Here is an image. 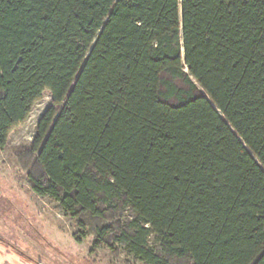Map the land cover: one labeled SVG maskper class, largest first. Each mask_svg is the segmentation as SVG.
Listing matches in <instances>:
<instances>
[{
  "label": "trees",
  "instance_id": "trees-1",
  "mask_svg": "<svg viewBox=\"0 0 264 264\" xmlns=\"http://www.w3.org/2000/svg\"><path fill=\"white\" fill-rule=\"evenodd\" d=\"M46 90L17 159L94 248L264 264V0H0V147Z\"/></svg>",
  "mask_w": 264,
  "mask_h": 264
},
{
  "label": "rangeland",
  "instance_id": "rangeland-1",
  "mask_svg": "<svg viewBox=\"0 0 264 264\" xmlns=\"http://www.w3.org/2000/svg\"><path fill=\"white\" fill-rule=\"evenodd\" d=\"M51 105V93L46 90L27 120L14 128L7 144L0 147V244L7 245L12 264H144L118 243L94 248V238L81 235L70 214L58 209L49 197L36 194L28 184L17 148L33 143L39 119ZM129 216L125 210L120 219Z\"/></svg>",
  "mask_w": 264,
  "mask_h": 264
}]
</instances>
